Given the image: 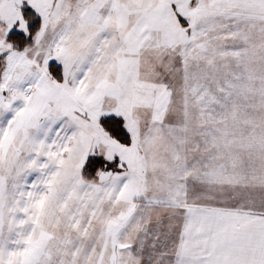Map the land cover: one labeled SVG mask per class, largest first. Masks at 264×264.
<instances>
[{
  "label": "snow or ice",
  "instance_id": "snow-or-ice-1",
  "mask_svg": "<svg viewBox=\"0 0 264 264\" xmlns=\"http://www.w3.org/2000/svg\"><path fill=\"white\" fill-rule=\"evenodd\" d=\"M0 264H264V0H0Z\"/></svg>",
  "mask_w": 264,
  "mask_h": 264
}]
</instances>
